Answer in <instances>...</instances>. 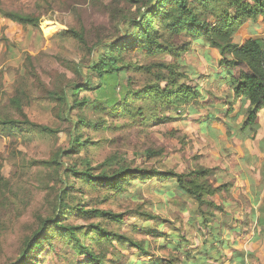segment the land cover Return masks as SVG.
I'll use <instances>...</instances> for the list:
<instances>
[{
	"label": "trees",
	"instance_id": "trees-1",
	"mask_svg": "<svg viewBox=\"0 0 264 264\" xmlns=\"http://www.w3.org/2000/svg\"><path fill=\"white\" fill-rule=\"evenodd\" d=\"M99 6L108 15V21L94 31L92 39L84 26H67L55 34L60 43L52 56L53 66L37 69L32 57L29 58L30 91L36 93L38 101L49 105L53 123L44 124L29 117L25 104L30 94L24 84L16 86L7 104L0 106V125L8 127L14 138L49 137L56 143L44 158H22L20 175L30 178L35 192L45 193L44 200L40 209L33 212V221L22 226L16 258L5 257L0 264H36V253L52 248L54 235L64 237L76 252L85 255L86 264H110L105 259V247L94 245L114 239L125 240L140 254H146L140 243L110 227L128 217H137L141 225L159 219L130 191L137 182L152 178L173 181L190 198L194 215L200 219L196 228L201 242L198 253H190L176 243L166 249L161 262L154 264H221L234 242L221 238L222 232L216 230L218 214L214 212H224L223 204L216 198L230 195L233 182L224 181L218 167L202 165L196 157L193 165L182 171L167 168L159 159L160 148H147L140 153L145 159L156 160L150 167L134 166L117 154L94 164L90 156L80 154L90 145L99 144L92 143L86 128L92 123L93 129L104 128L105 121L103 118L91 121L85 111L93 106L91 110L97 116L128 113L143 115L154 123L170 120V115L163 114L164 109L180 112L203 97L199 81L202 77L196 70L198 63L189 65L187 57L198 50L208 63L211 50L216 49L217 65L228 69L219 83L233 93L232 103L226 95L219 106L229 105L227 113H230L234 109L232 104L241 99L247 105L242 125L252 126L257 112L264 107V38H248L241 45L233 38L248 21L264 18V0H111L109 4L101 1ZM51 9L47 0H37L36 10L31 12L4 8L0 2V16L24 28L37 29ZM161 55L170 60L149 59ZM122 72L126 74L125 83L121 94L116 95L113 83ZM106 88L113 98L107 97ZM1 89L0 82V92ZM97 91L95 97L88 95ZM27 188L8 180L0 171V251L3 238L15 223L22 221L30 205ZM88 188L99 192L101 198L118 195L127 206L121 212L96 206L87 208L81 193ZM73 193L80 194L75 203H71ZM44 209L48 214H43ZM68 212L75 215L74 219L95 214L102 220L67 222L64 216ZM192 224L190 219L188 225ZM91 232V243H84L80 234ZM202 256L210 262L200 260Z\"/></svg>",
	"mask_w": 264,
	"mask_h": 264
},
{
	"label": "rangeland",
	"instance_id": "rangeland-1",
	"mask_svg": "<svg viewBox=\"0 0 264 264\" xmlns=\"http://www.w3.org/2000/svg\"><path fill=\"white\" fill-rule=\"evenodd\" d=\"M36 1L0 0L4 8L22 12L36 10ZM101 1L105 4L111 2V0H47L52 9L42 17L37 29L24 28L20 24L0 16V82L2 85L0 106L7 104L8 98L14 94L16 86L24 84L30 94V98L26 100L25 104L29 117L40 123H53L49 105L38 101L36 93L33 92L32 94L30 91L29 58L32 57V63L37 69L53 66L51 65V62L53 63L52 56L57 51L58 43H60L55 34L67 26H84L89 33V39H92L94 31L108 21V15L99 6ZM263 23L264 18L256 22L245 23L234 34L235 42L242 43L247 38L264 35ZM68 45L72 47L71 44ZM211 56L212 58L208 63L205 62L202 53L198 50L196 54L187 57L189 65L198 63L196 70L202 77L199 81L204 92L203 97L199 98L196 103L181 109L180 112L164 109L163 114L170 115V120L154 123L148 121L147 118L144 119L143 115L134 114L131 116L128 113L118 116L102 113L97 116L91 110L93 108L91 106L85 111L86 117L94 122L103 118L105 127L93 129L95 125L92 123L90 128H86L90 132L92 143L99 144L90 145L88 150H83L80 154L90 156L94 164L103 161L109 155L117 154L120 158L127 159L134 166L150 167L156 160L145 159L139 156L140 153L147 148H160V161L164 163L165 167L176 171H182L192 166L195 157L198 163L205 166H211L213 162L217 163V159L222 153L214 150L212 142L206 139L205 132L208 131L206 120H213V114L217 113L214 108L217 106L220 108L219 104L226 99L224 94L227 91L225 90L226 86L223 85L220 89L215 90V83L212 79H220L221 76L215 74L214 71L218 72L220 67L224 71L228 69L225 66L217 65L216 59L219 54L216 49L211 50ZM149 59L170 60L168 56L163 55ZM54 67L62 70L56 64ZM188 71L193 72L192 69ZM125 75L123 72L120 73L117 77L118 80L113 83L116 85V95H120L122 92ZM213 75L217 76L214 78ZM137 78L140 77L137 76ZM221 79L223 80V78ZM107 85L110 87L109 83ZM99 91L92 94L88 93V95L95 97ZM105 92L108 98H113L109 88H106ZM137 103L141 104L140 101ZM227 107L229 108V105ZM221 119L222 117H218L215 121ZM26 139L14 138L8 127L0 125V171L8 180H13L21 187L27 186V192L30 191L28 196L31 199L30 205L22 216V221L15 223L3 238L0 263L5 262V257L17 256L14 253L22 235V226L33 221V212L40 209L41 201L44 200L45 193L35 192L36 189L35 187V190L33 189L30 178L20 175L22 158H44L50 149L56 145L53 138L49 137L32 136ZM26 171L28 172V169ZM223 180L231 182L229 175L227 180L226 177H223ZM255 183L257 184L256 181ZM130 191H134L137 201L144 203V208L159 215V219L146 220L147 222H142L143 225H141L137 217H128L124 222L112 225L110 228L116 230L117 233L124 234L140 243L146 254H140L125 240L114 239L110 243H100L97 239L98 244H95L94 247H105V259L109 260L110 264H154L156 261L161 262L167 252L166 249H171V246L176 243L185 246L190 250V253L199 252L201 249L200 232L196 225L200 219L194 215L193 202L176 188L173 181L161 182L152 178L146 182H137ZM231 192L230 195H223V198H216L218 203L223 204L224 212L220 213L218 210L214 212V214H218V223H215V227L216 230L220 229L223 233H221V238H226L231 243L237 240L242 243L243 258H239L237 261L231 259L230 261L228 254L233 251V248H230L227 249L229 253L223 258L221 264H264V225L260 223V221L264 222V211L260 212L259 215L253 212V207L261 206L264 210V181L260 187H257L256 191L252 192V198L245 195L239 197L238 190L235 194ZM248 192L247 195H249ZM73 194L75 196L72 197L71 203L78 201L80 196L79 193ZM81 195V199L87 208L96 206L121 212L127 206V202H124V199L118 195L101 198L99 192H92V189L89 188L84 189ZM45 211L46 209H44L43 214H48ZM64 217L67 222L81 224L102 220L95 214H83L74 219L75 215L70 212ZM190 219H193L191 227L188 225ZM90 234L92 232L89 234L81 233V240L86 244L91 243ZM50 243L53 244L52 248L46 247L42 252L39 250L36 253V264H86L85 255L76 252L64 237L54 235ZM235 249L238 250V248ZM199 259L203 262H210L205 260L203 256Z\"/></svg>",
	"mask_w": 264,
	"mask_h": 264
},
{
	"label": "crops",
	"instance_id": "crops-1",
	"mask_svg": "<svg viewBox=\"0 0 264 264\" xmlns=\"http://www.w3.org/2000/svg\"><path fill=\"white\" fill-rule=\"evenodd\" d=\"M249 22L256 21H248V23ZM256 38H264V35H259ZM233 41L235 42L234 38ZM242 43L240 42L237 44L241 45ZM214 72L221 76V78L226 76V70L224 71L222 67H220L218 72H216V70ZM221 78L214 80L215 90L220 89V87L223 86V84L219 83ZM225 90H227L224 93L225 96L227 95L231 101L230 103H232L233 93L227 86ZM246 106L245 102L238 99L232 104L234 109L230 113H227V106H223V109H221V106L220 108L218 106L214 108L217 113L213 114L212 119L214 121L206 120L208 131L205 132V135L207 136L206 139L212 142L211 144L214 150L222 153L217 159L219 163L213 162L209 167L214 165L215 167L220 168L221 173L223 177H226V180L229 175V179L233 182L232 194H235L238 190L239 197L245 195L252 198V192L256 191V187H260L264 181V107L257 112V118L252 126L243 127L242 117L244 113L243 110ZM219 110L222 111L220 112ZM218 117H222V119L220 121H215ZM247 191H249V195H247ZM253 209V212L259 215L262 207H253ZM233 242V249L236 251H232V253L230 252L231 254H228V256H230L228 258L230 261L231 259H236L237 261L239 258H243V252L241 249L242 243L238 240ZM235 244L238 247H235ZM235 248H238L240 251ZM227 253L229 252L226 250V254Z\"/></svg>",
	"mask_w": 264,
	"mask_h": 264
},
{
	"label": "bare ground",
	"instance_id": "bare-ground-1",
	"mask_svg": "<svg viewBox=\"0 0 264 264\" xmlns=\"http://www.w3.org/2000/svg\"><path fill=\"white\" fill-rule=\"evenodd\" d=\"M257 144V143H256ZM258 147V146H257ZM248 169V168H247ZM242 172V171H241ZM233 178V177H232ZM248 182V181H247ZM257 188V187H256ZM254 198V197H253ZM236 216V215H235ZM227 262V261H226Z\"/></svg>",
	"mask_w": 264,
	"mask_h": 264
}]
</instances>
